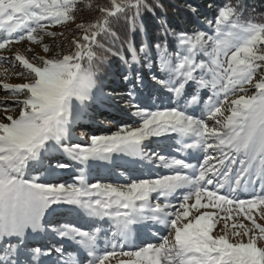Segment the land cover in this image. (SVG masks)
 <instances>
[{"label": "snow or ice", "instance_id": "6c2138e0", "mask_svg": "<svg viewBox=\"0 0 264 264\" xmlns=\"http://www.w3.org/2000/svg\"><path fill=\"white\" fill-rule=\"evenodd\" d=\"M77 2L0 0V30L7 33L0 50L25 40L43 45V54L14 56L22 69L18 75L27 82L0 85L6 95L23 97L11 104L0 101L5 110L20 106L18 115L0 122V246L13 254L0 264H18L15 254L20 249L30 251L33 261L43 254L54 257L50 264H85L79 253L61 245L25 248L29 231L45 230L86 250V264H264V244L260 243L264 223L257 222V216L264 221V23H235L237 9L225 5L215 17V35L204 31L177 35L165 25L163 34L177 38L186 48V54L176 57V74L166 90L177 105L187 98L186 104L152 110L127 103L140 119L138 126L93 134L90 144L81 146L66 141L71 139L73 125L89 115L92 62L98 58L93 45L103 48L97 38L109 32V17L123 14L134 32L143 27L141 9L154 12V5L163 11V5L159 0H111L110 7L99 9L96 23L77 25L84 35L71 40L67 53L55 51L43 43L42 36H56L47 31L50 25L73 20ZM187 7L196 12L193 6ZM111 35L115 37L114 32ZM156 47L167 50L166 43ZM128 49L135 61L130 38ZM198 52L207 61L198 62ZM85 58L87 66L82 63ZM9 59L0 56V64ZM249 87L255 88L254 94L248 95ZM205 90L211 92L203 101L205 110L200 115L195 108L188 112V106L201 102ZM210 122L214 124L209 126ZM173 134L182 137L175 151L197 163L145 150L150 138H164V143ZM57 149L85 167L89 162L115 164L121 157H133L167 169L168 174L129 175L125 177L129 182L116 184L89 183L83 168L69 183L41 182L40 176L30 175L34 164L43 166ZM69 167L58 161L47 164L50 170ZM257 181L262 182L258 189ZM245 194L251 199L241 198ZM64 205L70 207H60ZM207 208L228 213L215 235L217 213H201ZM233 209L249 223L235 222ZM61 212L108 227L84 230L73 224H45L48 217ZM229 219L234 221L231 225ZM102 235L105 248L98 253ZM150 236L160 242H150Z\"/></svg>", "mask_w": 264, "mask_h": 264}, {"label": "rangeland", "instance_id": "374dc122", "mask_svg": "<svg viewBox=\"0 0 264 264\" xmlns=\"http://www.w3.org/2000/svg\"><path fill=\"white\" fill-rule=\"evenodd\" d=\"M79 24H84L83 19L82 17L76 16L71 21L50 25L47 31L55 32L56 36H42L43 43L48 44L49 47L55 49V51H63L64 53H67L71 40L78 38L75 34L77 33V25ZM224 31L227 32L228 29L224 28ZM204 32L215 35L214 24L209 25L208 23L204 29ZM175 33L178 35L181 32ZM6 36L7 33L3 30H0V41H2ZM172 38L175 42L174 50H171V48H173L172 45H166V51L164 49L158 50L157 47H149L148 49L144 48V51L141 52V54H136L135 61L129 60L126 62V68L121 67L118 68V70L111 68V72L108 76L103 78L97 77V81L94 79V87L91 94L93 100L89 101L91 104L89 115L76 125H73V127L70 129L72 134L71 139L66 141V143L88 146L90 144V136L93 134H110L112 131H115L125 125L138 126L140 119L139 117L133 116L132 113L135 111V109H129L127 107V103H134L141 108H151L152 110H155L156 107H161V109H163L165 106L183 107L186 104L187 98L181 99L179 105H177L174 98L172 97V94L166 90L173 83L171 77L176 74L174 71V64L176 62L177 55L186 54V48L179 44L177 38H174L173 36ZM16 53L25 54L29 57L31 55L43 54V45L41 44L37 46L25 40L19 43H13L9 48L0 50V56L11 58L7 63L0 64V85L3 83L16 84L27 82L25 77L18 75L22 69L14 60ZM195 59L199 62L202 60L207 61L208 58L202 53L198 52ZM161 65H163V67H161ZM5 69H7V71H5ZM257 75H260V73ZM153 76H155L157 79L153 80ZM125 77H128V79H125ZM137 77H139V83H137ZM160 81H163V84H161ZM254 93L255 88L249 87L248 95H252ZM210 95L211 92L205 90V92H202L201 102H199L197 105L188 106L186 110L190 113L192 112L193 108L196 109L195 113L200 109L201 111L202 109L204 111L205 109L203 101L207 100L208 96ZM22 98L23 97H15L11 94L6 95L2 87H0V101L7 100L8 103L11 104L13 100ZM232 98L233 97L231 96L229 97V99ZM19 107L20 106L13 105L7 110H5L3 107H0V122H5L7 116L9 115L14 117L18 115ZM201 111L199 112L201 113ZM200 113L197 115H200ZM101 121H103V123H101ZM213 124L214 122H210L209 126H212ZM82 134H86V136L82 138ZM174 139L176 138L173 137L172 140ZM161 140L163 139L153 137L150 138V140L145 141V150L160 151L161 154L167 156L173 155V151L171 150L168 151L170 153L167 154L165 151L160 149V143L157 142H160ZM170 147L172 148L173 145ZM170 147L169 149H171ZM57 161L68 164L70 167L56 170H50L47 168V164L49 162L54 165ZM133 161V157H121L117 159L113 165L110 162H89L90 166L85 167L80 165L78 162L72 161L70 157L57 149L54 151L51 157L46 158L45 164L43 166L34 164L32 170L30 171V175L40 176L41 182L69 183L73 182L74 177L80 174V171L83 168L86 180L89 183L101 182L116 184L129 182L125 179V177L129 175H132L133 177H142L146 173L152 176L156 174H168V172L162 173L161 170L158 168L156 169L153 167V165L150 166L149 172H139L136 170L133 171L132 168V170L128 172L127 167H130ZM145 164L148 163L138 159V162L134 163L133 165H135V169L141 170ZM108 165L113 167L111 168ZM105 168L108 169L106 174ZM102 172H104V174H101ZM121 173H123V175H121ZM142 173L144 174L142 175ZM256 211H259V209ZM203 212L217 213L219 224L218 228L213 230V234H217L219 228L223 227V217L227 216L228 213L221 212L219 209L213 208L202 209L201 213ZM65 215H67L65 212L57 213L51 217H48L46 220L48 222L56 218H62ZM232 216L235 217V222L237 223L241 221L245 224L249 223L243 218V215L239 213V210L237 209L232 210ZM68 218V216L64 217V219ZM73 220H75V218H73ZM76 221L80 222L82 220ZM87 222H89V220ZM227 222L229 225H231L234 221L229 219ZM257 222L264 223V221L260 220L258 216ZM167 234L168 233L165 231L163 235ZM260 243L264 244V241ZM111 263L115 264V261H111Z\"/></svg>", "mask_w": 264, "mask_h": 264}, {"label": "trees", "instance_id": "16d2710c", "mask_svg": "<svg viewBox=\"0 0 264 264\" xmlns=\"http://www.w3.org/2000/svg\"><path fill=\"white\" fill-rule=\"evenodd\" d=\"M159 2L163 5V11L154 5V12L141 9L142 30L137 28L132 32L131 22L123 14L109 17V32H102L97 38L103 48H96L93 45L98 57L92 62L95 81L97 77L108 76L111 68L118 70V68L127 67L126 62L132 60V53L128 49L129 38L137 55L141 54L142 45L148 49L155 48L158 44L164 46L166 43V45H172L171 50H174V39L171 35L165 36L162 32L165 25L174 32L191 34L204 31L208 21L214 24L218 9L225 5L237 9L234 20L236 23H264V0H159ZM188 5L193 6L196 12L190 11ZM110 6L111 0H78L74 17H82L84 25L96 23L101 16L99 9ZM111 32H114L115 37L111 35ZM75 35L80 38L84 33L82 30H77ZM113 52L117 54L113 55ZM82 63L87 66V58Z\"/></svg>", "mask_w": 264, "mask_h": 264}, {"label": "bare ground", "instance_id": "6f19581e", "mask_svg": "<svg viewBox=\"0 0 264 264\" xmlns=\"http://www.w3.org/2000/svg\"><path fill=\"white\" fill-rule=\"evenodd\" d=\"M129 164H130V163H129ZM27 236H29V234H27L26 237H27ZM102 236H103V235H102ZM102 236H101V238H102ZM25 240H26V239H25ZM103 240H104V239H103ZM19 252H20V251L17 250L16 254L19 253ZM6 256H7L8 258H11V257L13 256V254H12V255H6ZM6 256H5V255H4L3 257L0 256V260H3ZM38 257H40V254H38ZM35 258H36V257H35ZM15 259H16V258H15ZM16 260H17V259H16ZM25 260H26V259H25ZM29 260H32V258H31V259L29 258ZM21 261L23 262V260L18 259V260H17L18 264L21 263ZM110 264H112V263L110 262Z\"/></svg>", "mask_w": 264, "mask_h": 264}]
</instances>
